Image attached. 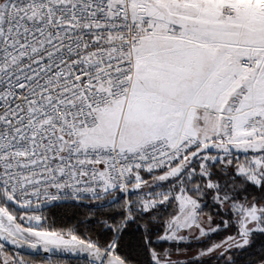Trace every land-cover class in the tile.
<instances>
[{"label": "snow or ice", "instance_id": "obj_1", "mask_svg": "<svg viewBox=\"0 0 264 264\" xmlns=\"http://www.w3.org/2000/svg\"><path fill=\"white\" fill-rule=\"evenodd\" d=\"M3 242L264 264V0H0Z\"/></svg>", "mask_w": 264, "mask_h": 264}, {"label": "trees", "instance_id": "obj_2", "mask_svg": "<svg viewBox=\"0 0 264 264\" xmlns=\"http://www.w3.org/2000/svg\"><path fill=\"white\" fill-rule=\"evenodd\" d=\"M77 211L78 210L73 209L71 207L70 203H64L59 207H52V206L45 207L40 211H38L37 214H43L46 217V220L44 221L45 228L61 230L62 228H65V225L72 228H75L78 225L82 217L76 215ZM78 234L82 237L91 236L93 239L96 238L95 230L92 229V227L87 224L79 226ZM219 238L220 237L218 236L217 239ZM192 249H195V247H193ZM5 250L13 253V251H11L10 249L5 248ZM21 256H23L26 259L43 261L45 263H48L46 257H42V256L30 257L22 254ZM53 260H58L60 263H66V264H90L89 262L83 260H70V259H57V258H53ZM213 264H215V262H213Z\"/></svg>", "mask_w": 264, "mask_h": 264}, {"label": "water", "instance_id": "obj_3", "mask_svg": "<svg viewBox=\"0 0 264 264\" xmlns=\"http://www.w3.org/2000/svg\"><path fill=\"white\" fill-rule=\"evenodd\" d=\"M45 207H50V206L42 205L41 209H43ZM40 210H38V211H40ZM3 243L5 244V248L10 249L13 252H17V253L25 255V256H30V257H40V256H42V257H46L48 255V254L43 253L42 250L40 252H36V251L28 248L27 246H25L23 248H17L15 246L11 245V244H8L7 242H3ZM52 258L70 259V260H83V261L89 262L88 257L84 253H79V254H75V253H57Z\"/></svg>", "mask_w": 264, "mask_h": 264}, {"label": "rangeland", "instance_id": "obj_4", "mask_svg": "<svg viewBox=\"0 0 264 264\" xmlns=\"http://www.w3.org/2000/svg\"><path fill=\"white\" fill-rule=\"evenodd\" d=\"M195 250L196 249H192V251H195ZM12 255H14V253H12ZM24 259L27 261V264H48V263H45L43 261L31 260V259H26V258H24ZM60 264H66V263H60Z\"/></svg>", "mask_w": 264, "mask_h": 264}, {"label": "crops", "instance_id": "obj_5", "mask_svg": "<svg viewBox=\"0 0 264 264\" xmlns=\"http://www.w3.org/2000/svg\"><path fill=\"white\" fill-rule=\"evenodd\" d=\"M3 252H4V254L12 255V252L5 250V248H4Z\"/></svg>", "mask_w": 264, "mask_h": 264}, {"label": "built area", "instance_id": "obj_6", "mask_svg": "<svg viewBox=\"0 0 264 264\" xmlns=\"http://www.w3.org/2000/svg\"><path fill=\"white\" fill-rule=\"evenodd\" d=\"M14 255L13 256H16L17 258H19L18 256H21V254L17 253V252H13Z\"/></svg>", "mask_w": 264, "mask_h": 264}]
</instances>
